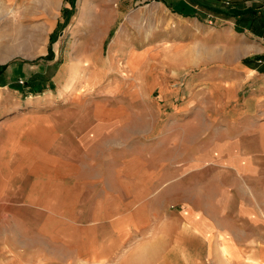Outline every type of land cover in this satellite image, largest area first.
<instances>
[{"label": "crops", "instance_id": "crops-1", "mask_svg": "<svg viewBox=\"0 0 264 264\" xmlns=\"http://www.w3.org/2000/svg\"><path fill=\"white\" fill-rule=\"evenodd\" d=\"M28 1L44 8L49 37L62 25L66 36L96 43L117 24L113 38L124 43L104 57L86 48L91 63L76 64L91 78L83 94L64 88L69 61L45 93L18 82L23 68L16 76L11 66L0 72V264H264L261 59L245 53L207 64L198 50L194 85L178 95L166 82L185 78L186 68L170 62L163 45L170 36L129 29L156 23L155 0L0 5ZM162 1L170 7L166 22L202 39L195 6ZM252 1L264 10L263 0ZM134 2L150 10L129 15ZM235 33L232 27L211 34L219 42ZM118 56L133 75L104 80L109 65L121 72ZM147 71L146 85L137 73Z\"/></svg>", "mask_w": 264, "mask_h": 264}, {"label": "rangeland", "instance_id": "rangeland-1", "mask_svg": "<svg viewBox=\"0 0 264 264\" xmlns=\"http://www.w3.org/2000/svg\"><path fill=\"white\" fill-rule=\"evenodd\" d=\"M159 1L162 0H155V2L151 3L157 6L154 11V14L157 16L155 24L146 22L140 23L139 25H136V27L129 25V29L136 34L139 32L146 33V31L151 30L154 35L158 33L163 35L166 32L170 36V41L163 43V45L170 48L168 49V52H171L170 62L172 65L183 64L185 65L184 68H186L184 72H181L183 76L185 75V78H172L168 79L166 82L174 91L178 90V95H180L181 90L188 85L189 81L191 82V86L194 85V83H192V80H194L192 75H195L196 73L194 63L196 51L198 50H200L201 54L203 53L202 58L204 63L207 64L217 62L223 64L231 63L233 59L238 58L239 54L242 55L245 53H247L246 59H261L258 64H264V52H262L264 49V37L262 40L251 37L249 35V27L242 21L237 20L236 16L230 14L232 13V10L241 12L250 4V7L254 9L256 5L252 0H187L191 5L196 7V10L194 9L193 11L201 16L200 20L202 24H199L201 29L198 28V31L199 33L202 32V39L196 40L190 38L184 30H181L182 28L178 22L168 19L166 22L165 16L167 14L170 15V12L168 11V9L170 10V7L166 4L168 7V9H166L164 7L165 5L163 6L162 4L157 3ZM136 4L137 2H134V6L129 12V15H133L135 12L139 11L140 15L144 16L147 11L150 10V6H141L140 4V7H137ZM12 8L15 9L16 16L12 13L10 14ZM262 11L264 13V10ZM77 12L78 7L75 14H77ZM172 12L177 11L172 10ZM84 14L85 7L83 5L80 15L83 16ZM179 14L181 13L179 12ZM43 18H45L44 8L36 6L34 1H28V5L24 2L22 6H20L19 2L10 3L9 6L3 8L0 5V46L6 45L7 48L12 51H17L10 57L5 58L6 60H0V63L3 62L1 66H4V69L9 68L10 66L16 69L17 73H14L15 76L20 73L19 69L23 68L24 70L21 72L22 76L18 79V82L19 80H22L23 83H19L25 84L27 80V84L33 88V91H43L45 93L48 90H53V87L55 86V84L52 83V80L55 78V70L68 61L70 63L72 62L71 73L64 88L67 89L71 87L73 93L77 92L83 94L81 91L85 92L91 87V84L87 83L91 79L90 75L85 73L84 69L83 71L77 70L78 64L86 65V63H91L87 57H84V51L90 46L97 47V52L100 57H104L114 45L117 48L123 46L124 41H116L113 38L115 37L114 31L117 30L119 25L115 24L111 31L112 33L109 34L107 39L95 41L96 43H93L94 41L91 39H79L78 33L77 38L70 37L69 35L66 36V34L63 33L68 30L63 28L62 25H57L53 33L50 35V38V29L48 28L51 25L44 22ZM96 26L97 25H91L89 28L91 31H97L98 26L95 28ZM232 27L235 28L236 33L232 34L230 38L219 42L213 41L214 37L211 34L212 32H224ZM89 28L87 30H89ZM241 28L244 29V31L242 30L243 32L240 33V30L238 29ZM78 31L80 32V35H83L84 29H79ZM59 32H61V38L57 39ZM226 35H229L228 32ZM130 42L136 45L140 43L141 40ZM51 47L55 49L54 57L51 53ZM247 48H250V50ZM182 49L187 53L182 55ZM259 51L263 54L261 53V55H259ZM46 52L47 54H45ZM191 60H193V63ZM81 61H83V63H81ZM116 62L120 66L121 72L109 65L107 72H105L104 80L115 78L117 74L119 77L120 75L121 77L123 76L124 79H129V77L133 75L131 71H127L125 68L124 70L122 69V64L126 62L123 59L121 60L120 56L117 57ZM137 74L141 75L140 80L142 82H146V80L149 81L151 77V73L148 71ZM54 91L56 92V90ZM144 94L149 95L154 99L159 95L157 90L149 92L148 89H146V93ZM172 95L177 94L174 93Z\"/></svg>", "mask_w": 264, "mask_h": 264}, {"label": "trees", "instance_id": "trees-1", "mask_svg": "<svg viewBox=\"0 0 264 264\" xmlns=\"http://www.w3.org/2000/svg\"><path fill=\"white\" fill-rule=\"evenodd\" d=\"M236 16L237 20L242 21L245 25L249 27V30L258 36L264 37V13L259 11V9H253L252 7H247L244 11L232 10L230 13ZM238 30H243L238 29ZM4 66L0 65V72H3Z\"/></svg>", "mask_w": 264, "mask_h": 264}, {"label": "bare ground", "instance_id": "bare-ground-1", "mask_svg": "<svg viewBox=\"0 0 264 264\" xmlns=\"http://www.w3.org/2000/svg\"><path fill=\"white\" fill-rule=\"evenodd\" d=\"M9 47V46H8ZM14 49V47H13ZM17 51H12L11 49L7 48L6 45L0 46V59L1 58H7L10 57L13 53H16Z\"/></svg>", "mask_w": 264, "mask_h": 264}, {"label": "built area", "instance_id": "built-area-1", "mask_svg": "<svg viewBox=\"0 0 264 264\" xmlns=\"http://www.w3.org/2000/svg\"><path fill=\"white\" fill-rule=\"evenodd\" d=\"M19 82H20V83H23V81H22V80H19Z\"/></svg>", "mask_w": 264, "mask_h": 264}]
</instances>
